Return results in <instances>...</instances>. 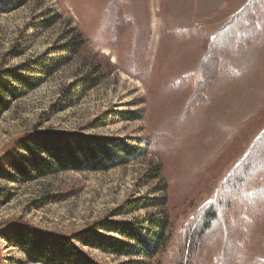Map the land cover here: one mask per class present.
Here are the masks:
<instances>
[{
  "label": "rangeland",
  "instance_id": "obj_1",
  "mask_svg": "<svg viewBox=\"0 0 264 264\" xmlns=\"http://www.w3.org/2000/svg\"><path fill=\"white\" fill-rule=\"evenodd\" d=\"M251 1L0 0V73L62 44L71 29L87 39L71 63L0 110V159L14 139L33 130L147 144L138 145L147 147L141 158L107 173L0 180L11 195L0 203V231L27 223L71 234L117 213L127 201L165 199L172 232L179 228L169 253L185 255L187 264H207L204 255L181 252V240L189 233L188 216L217 196L224 178L264 133V0H257L253 37L221 58L218 77L202 100L191 110L187 104L203 81L204 34L213 37ZM94 66L97 85L70 94L68 86ZM62 105L67 109L57 111ZM251 186L264 187V168ZM143 207L113 219L160 214ZM242 238L241 264L264 261V205ZM84 252L98 264L128 261ZM165 260L166 253L151 264ZM0 264L29 263L0 241Z\"/></svg>",
  "mask_w": 264,
  "mask_h": 264
},
{
  "label": "trees",
  "instance_id": "obj_2",
  "mask_svg": "<svg viewBox=\"0 0 264 264\" xmlns=\"http://www.w3.org/2000/svg\"><path fill=\"white\" fill-rule=\"evenodd\" d=\"M258 8L259 1H251L213 37L204 34L203 81L196 86L187 104L188 110L202 100L206 88L217 79L221 58L234 45H244L253 37L249 33L253 30ZM60 42L62 44L35 60L0 73V110H6L12 101L36 90L45 78L71 63L86 47L87 39L76 29H71ZM97 76L98 67L94 66L87 75L68 86L69 93L92 89L100 80ZM54 108L57 107L54 105ZM66 109L67 106L62 105L57 111ZM133 142L136 145L80 134L33 130L14 139L5 149L0 159V180L16 184L65 173H107L145 154L147 147H139L140 140ZM237 162L224 178L217 196L211 202L198 204L186 220L189 233L181 240V252L191 250L204 255L207 264H241L243 261V233L264 205V187L251 186V182L263 174L264 133L247 157ZM10 196L0 188V203ZM141 204V201H127L117 213L127 215L144 206L159 209L160 214L124 222L115 221V213L71 234H58L27 223L8 225L0 231V241L7 248L20 252L29 264H98L84 252L85 249L115 259L125 258L127 264H151L164 253V264H187L185 255L178 258L169 253L168 248L175 235H179V228L172 232L165 199ZM242 211L245 217L241 215ZM254 264H264V261Z\"/></svg>",
  "mask_w": 264,
  "mask_h": 264
}]
</instances>
